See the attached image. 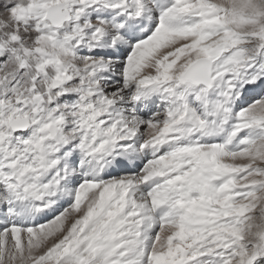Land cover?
<instances>
[{"label": "snow or ice", "instance_id": "snow-or-ice-1", "mask_svg": "<svg viewBox=\"0 0 264 264\" xmlns=\"http://www.w3.org/2000/svg\"><path fill=\"white\" fill-rule=\"evenodd\" d=\"M0 264H264V0H0Z\"/></svg>", "mask_w": 264, "mask_h": 264}]
</instances>
